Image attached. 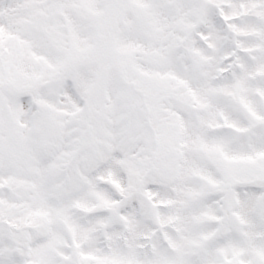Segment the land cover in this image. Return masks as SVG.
I'll return each instance as SVG.
<instances>
[{"label":"snow or ice","instance_id":"obj_1","mask_svg":"<svg viewBox=\"0 0 264 264\" xmlns=\"http://www.w3.org/2000/svg\"><path fill=\"white\" fill-rule=\"evenodd\" d=\"M0 264H264V0H0Z\"/></svg>","mask_w":264,"mask_h":264}]
</instances>
